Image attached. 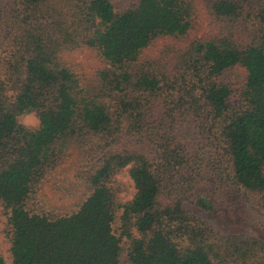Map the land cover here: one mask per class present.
I'll return each instance as SVG.
<instances>
[{
    "label": "trees",
    "instance_id": "obj_1",
    "mask_svg": "<svg viewBox=\"0 0 264 264\" xmlns=\"http://www.w3.org/2000/svg\"><path fill=\"white\" fill-rule=\"evenodd\" d=\"M113 1L0 0L12 264H264V238L224 235L186 207L195 194L213 211L221 185L264 216V0ZM85 48L101 64L90 75L65 58ZM236 67L239 89L225 80Z\"/></svg>",
    "mask_w": 264,
    "mask_h": 264
},
{
    "label": "rangeland",
    "instance_id": "obj_2",
    "mask_svg": "<svg viewBox=\"0 0 264 264\" xmlns=\"http://www.w3.org/2000/svg\"><path fill=\"white\" fill-rule=\"evenodd\" d=\"M137 2L138 0H114L113 4L117 8H125ZM198 22H200L201 26L196 34L202 36L209 28V19L204 11L200 12ZM169 42V40H162L156 47L163 48ZM152 51L156 52L155 50ZM65 58L68 62L76 65L78 70L89 75L96 71L101 65L100 59L97 57L96 53L86 48L70 52L66 54ZM246 76L247 73L244 68L236 67L225 75V80L229 82L234 89H239L245 82ZM20 122L27 127L39 126V120L35 114H28L21 117ZM205 143L210 150V141H205ZM116 180L124 183L127 187L126 191L121 194L122 200H131L134 197L136 189L128 173L124 172L117 176ZM49 196L54 203L58 205L62 204L58 196L53 197V193H50ZM210 198L213 201V211L198 207L195 194L186 204V207L192 211L193 214L209 222L216 230L224 235L245 234L264 238V216L253 210L244 192L238 193L234 188L215 185L213 186V192ZM64 204L66 203L64 202ZM0 251L7 264H12L10 241L7 236V218L2 207H0ZM122 264H129L127 254L124 255Z\"/></svg>",
    "mask_w": 264,
    "mask_h": 264
}]
</instances>
